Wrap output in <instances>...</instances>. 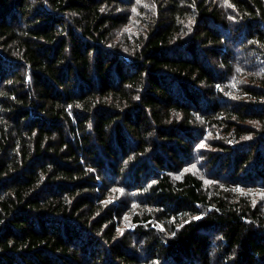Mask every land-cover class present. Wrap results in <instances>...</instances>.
<instances>
[{
  "label": "trees",
  "instance_id": "1",
  "mask_svg": "<svg viewBox=\"0 0 264 264\" xmlns=\"http://www.w3.org/2000/svg\"><path fill=\"white\" fill-rule=\"evenodd\" d=\"M147 2L0 0V264H264V0Z\"/></svg>",
  "mask_w": 264,
  "mask_h": 264
},
{
  "label": "rangeland",
  "instance_id": "2",
  "mask_svg": "<svg viewBox=\"0 0 264 264\" xmlns=\"http://www.w3.org/2000/svg\"><path fill=\"white\" fill-rule=\"evenodd\" d=\"M141 5L144 3V0H139ZM152 5L153 3L150 2L149 4V0L148 2L145 4V8L144 11L146 10H151L152 9ZM136 10V9H134ZM141 18H143V10L140 9L139 12L132 11L131 16L129 17V22L124 26V30H128V31H138L142 28V21ZM201 161L196 159V161H194L192 164H190L188 166V169L190 171H192L193 173H195L196 175H198L199 177H201L203 179V182L205 185L210 186V187H214L216 185H219V181L214 180L213 176L208 177L206 176V173L204 172V165L202 163H200ZM208 172H211L210 169H207ZM212 189V188H211ZM236 193L238 194H242V195H248V197L254 201V203H263L264 204V187H262L261 185L257 186V187H240V188H236L235 190Z\"/></svg>",
  "mask_w": 264,
  "mask_h": 264
},
{
  "label": "snow or ice",
  "instance_id": "3",
  "mask_svg": "<svg viewBox=\"0 0 264 264\" xmlns=\"http://www.w3.org/2000/svg\"><path fill=\"white\" fill-rule=\"evenodd\" d=\"M197 219H199V217H197Z\"/></svg>",
  "mask_w": 264,
  "mask_h": 264
}]
</instances>
